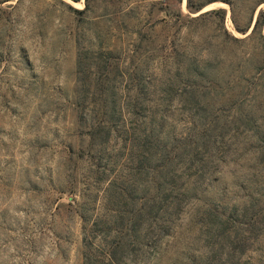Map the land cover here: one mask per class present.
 Segmentation results:
<instances>
[{
    "label": "rangeland",
    "instance_id": "374dc122",
    "mask_svg": "<svg viewBox=\"0 0 264 264\" xmlns=\"http://www.w3.org/2000/svg\"><path fill=\"white\" fill-rule=\"evenodd\" d=\"M0 264H264V0H0Z\"/></svg>",
    "mask_w": 264,
    "mask_h": 264
}]
</instances>
